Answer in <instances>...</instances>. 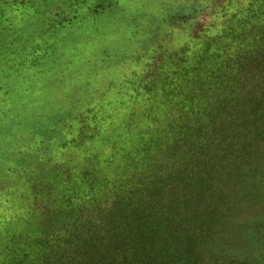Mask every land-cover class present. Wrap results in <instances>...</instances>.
Instances as JSON below:
<instances>
[{"label": "rangeland", "instance_id": "374dc122", "mask_svg": "<svg viewBox=\"0 0 264 264\" xmlns=\"http://www.w3.org/2000/svg\"><path fill=\"white\" fill-rule=\"evenodd\" d=\"M192 1L0 0V264H29L74 234L88 238L114 204L140 211L144 198L158 199L163 180L165 198L180 189L202 190L203 204L247 196L202 251L209 264H264V129L208 154L209 175L170 176L165 166L187 164V147L159 158L168 118H146L158 113V75L174 55L261 3L205 0L192 19ZM263 82L259 70L244 72L237 87Z\"/></svg>", "mask_w": 264, "mask_h": 264}, {"label": "trees", "instance_id": "16d2710c", "mask_svg": "<svg viewBox=\"0 0 264 264\" xmlns=\"http://www.w3.org/2000/svg\"><path fill=\"white\" fill-rule=\"evenodd\" d=\"M195 1L190 7L192 19L205 8V0ZM260 1L256 13L243 20L226 18L215 35L201 34L193 49L174 55L176 63L159 68L163 70L158 75V113L146 117H158V123L168 118L158 136L159 158L176 159L186 147L189 156L187 164L166 163L170 176L190 168L194 175L208 169L212 172L213 168L205 165L208 154L215 155L225 146L230 149L234 141L263 131L264 82L262 86L237 87L244 72L259 70L264 80V0ZM239 28L244 31L238 32ZM167 184L158 181V199L144 198L147 200L138 206L140 211L114 204L113 210L104 214L101 228L88 232V238L74 234L73 240L58 246L59 252L44 253L29 259V264H209L212 256L202 250L212 246L216 236L224 232L226 214L233 215L235 205L247 201V196L232 202L227 201L229 198L227 202L223 197L217 202L210 198L203 204L202 190H173L174 194L163 197ZM249 199V203L254 202ZM116 209L117 221L112 215ZM88 223L93 226V222ZM101 232L103 235L97 236ZM44 241L35 246L48 247L50 241ZM230 259H217L212 264H252L247 259Z\"/></svg>", "mask_w": 264, "mask_h": 264}]
</instances>
